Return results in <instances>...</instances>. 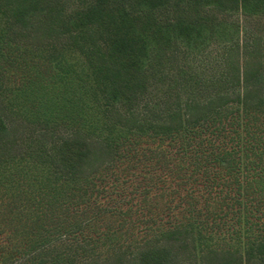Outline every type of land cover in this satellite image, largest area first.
Returning a JSON list of instances; mask_svg holds the SVG:
<instances>
[{"label":"trees","instance_id":"16d2710c","mask_svg":"<svg viewBox=\"0 0 264 264\" xmlns=\"http://www.w3.org/2000/svg\"><path fill=\"white\" fill-rule=\"evenodd\" d=\"M62 7L0 0L1 42L16 41L36 17L60 37V47L46 45V70H27L29 82L47 69L74 78L64 116L79 121L54 155L42 139L56 133L48 123L20 145L0 114V264H264V45L223 46L224 65L190 85L208 97L191 95L154 120L150 107L142 117L131 107L162 82L175 47L197 55L205 48L197 44L231 29L201 7L248 18L264 14V0H92L70 18ZM75 53L81 65L66 61ZM92 108L111 138L96 137ZM96 146L111 156V208L94 195L97 171H83ZM110 218L106 233L85 237ZM100 239L109 258L81 260L89 246L104 247Z\"/></svg>","mask_w":264,"mask_h":264},{"label":"rangeland","instance_id":"374dc122","mask_svg":"<svg viewBox=\"0 0 264 264\" xmlns=\"http://www.w3.org/2000/svg\"><path fill=\"white\" fill-rule=\"evenodd\" d=\"M62 1V8L66 17L70 18L76 10L88 6L92 0ZM199 11L203 16L214 17L218 22L230 25L231 29L228 31L224 29L225 31L221 30L218 33L214 32L212 38L206 42V45L197 44V46L205 47L197 55L186 52L185 46L183 47L182 44L178 45L179 48L175 47V55L170 56L169 54L166 57L164 67L161 68L162 82L157 87H151L148 94L139 97L134 105L131 106L138 117L146 115L150 107L153 109L152 113H154V117L152 114H148L151 115L150 119H159L157 117L166 110L178 108L179 105L185 106L191 95L195 96L191 98L203 99L208 93L210 94L208 89L191 90L194 80L198 78L203 84L213 76L212 67L214 65L213 69L219 68V65H224L222 64L224 63L223 46L228 45L229 41L233 40V44L253 45L256 48L264 45V14L247 18L242 12L229 15L205 7H201ZM31 22L32 25L17 30L20 36L16 41L10 42L8 40L12 36L11 34L4 35V42L0 40V114L20 145L26 138H29V140L40 138V122L48 123L47 130H54L56 133L42 136V139L45 141L48 151L55 155L61 142L78 131L79 121H72L64 116V114L67 115V108L69 109L70 107L67 97L72 99V96L67 94V91H69L68 87L70 86L69 84L75 85V81L74 78L63 79L62 76H54L51 72L52 69H47L46 73L40 74L41 76L36 84L29 82V75H33V70L30 72H27V70L31 67L39 72L44 71L41 69L44 67L46 70L50 62V58H47L50 54L48 50L52 49V47H47L46 45L55 43L60 38L57 34L52 37L47 34L42 17H36ZM5 23L6 19L1 18L0 31L3 26H6ZM59 33L63 35L62 30H59ZM1 34L2 32H0ZM62 41H65V39H62ZM55 44L60 47L62 43L57 42ZM59 60L60 58L55 60L53 65L60 63ZM66 61L71 65L78 66L84 62V59L75 53L72 57H67ZM211 65L212 67H210ZM190 85H192L191 89ZM189 89L190 91H188ZM47 101H51V107H45ZM88 111L89 115L96 119L97 115H99V124L95 122V118L91 119L93 124L99 125L101 128V130H96V134H99L96 137L101 140L106 137L111 138V129L107 126L103 127L106 120L101 118V114L95 108ZM93 151L94 155L91 161L84 165L83 171H85V174L97 171L94 174L98 178L95 181L97 190L94 195L99 193L101 207L111 208V156L98 149L97 146ZM20 163L26 164V161H21ZM30 163L32 164L31 160ZM105 165L110 167L106 173L102 170ZM101 172L104 173L99 175ZM131 173H138V171L133 170ZM130 175L125 177V180H134ZM110 223L111 218L98 223L96 227L91 229V233H85V237L87 239L91 238L90 242L96 238L98 239L94 231L106 233V227L111 225ZM100 242L104 244L105 240L100 239ZM88 248L92 249V252L90 251L86 253L87 255L82 256L81 260L84 262L93 263V261L98 260L96 262L103 263L106 258H109L107 249L110 248V245L108 244H104V247L100 248L92 246Z\"/></svg>","mask_w":264,"mask_h":264}]
</instances>
